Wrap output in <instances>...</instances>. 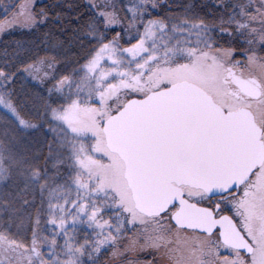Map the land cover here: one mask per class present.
<instances>
[{
	"label": "snow or ice",
	"instance_id": "1",
	"mask_svg": "<svg viewBox=\"0 0 264 264\" xmlns=\"http://www.w3.org/2000/svg\"><path fill=\"white\" fill-rule=\"evenodd\" d=\"M0 7V264H264V0Z\"/></svg>",
	"mask_w": 264,
	"mask_h": 264
},
{
	"label": "trees",
	"instance_id": "2",
	"mask_svg": "<svg viewBox=\"0 0 264 264\" xmlns=\"http://www.w3.org/2000/svg\"><path fill=\"white\" fill-rule=\"evenodd\" d=\"M5 3L11 2V0H4ZM20 2H23V0H20ZM35 4L38 7H47L49 5H52L53 3L57 2V0H34ZM81 4L85 3V0H79ZM207 3H211V0H205ZM15 11V10H13ZM4 20V14H3V8L0 7V22H3ZM47 28H43L42 31H47ZM35 37L30 33V30L28 28H24L21 26V24H16L15 27H12L9 33L3 34V37L0 40V48L2 47V44L4 47L6 45H11L16 40H30L34 39Z\"/></svg>",
	"mask_w": 264,
	"mask_h": 264
},
{
	"label": "rangeland",
	"instance_id": "3",
	"mask_svg": "<svg viewBox=\"0 0 264 264\" xmlns=\"http://www.w3.org/2000/svg\"><path fill=\"white\" fill-rule=\"evenodd\" d=\"M97 3H103L104 0H96ZM125 2H127V0H125ZM21 24V26H23L24 28H26L24 26L23 21H19L17 22V24ZM3 37V34H0V40ZM2 47H4V45L2 44ZM129 260H136V259H140L141 261H144L145 259L150 260L151 257L146 256V254H138V255H133L128 257ZM103 264H124V262L122 260H116L114 261L112 256H111V252H107L106 254H104L103 256Z\"/></svg>",
	"mask_w": 264,
	"mask_h": 264
}]
</instances>
